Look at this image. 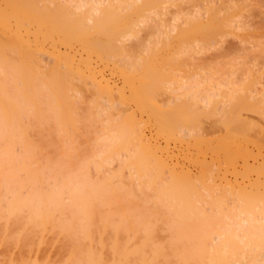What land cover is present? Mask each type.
I'll use <instances>...</instances> for the list:
<instances>
[{"label": "bare ground", "instance_id": "bare-ground-1", "mask_svg": "<svg viewBox=\"0 0 264 264\" xmlns=\"http://www.w3.org/2000/svg\"><path fill=\"white\" fill-rule=\"evenodd\" d=\"M12 1L13 0H11V2ZM19 1L21 2V0H14L12 3L13 15H17V12L20 11L18 10L20 7L25 10L28 9V12L23 9L27 13V19L29 20H27L26 24L30 22L33 26V24H35L34 22H36L38 26H40L41 36L43 37L41 40L43 43L49 40L54 46H56L58 42L60 43H58L59 46L61 44L70 45L68 48H74L73 42L77 45L79 43L82 45L79 46L82 51L85 50L89 52L87 56L85 54L88 52L84 54V58H90L89 55L91 52H93V54L94 52L96 54L98 53L101 58L106 57L105 61L109 59H107V57H110V55V58L112 59L114 57L115 60L117 58L116 56H118V62L116 61L117 63L115 64H119L120 69L122 66H125L123 67L125 69L122 68L123 70H121V73L122 71L127 72L125 73L127 75H125L124 72L122 73L127 79L134 75V72L137 73L138 68H143L144 75H142V69V73L140 72L141 76H139L140 73L139 75L137 73L138 77L141 79L143 76L144 80L140 79L138 81V83L143 81V87L140 85L141 82L137 85L138 87L133 84L135 86L133 87L134 91L133 89L131 90L133 92L138 91L136 94H132L133 97L135 95V99L129 96L137 101L136 105L138 103V106L141 108L139 112L143 111L149 113L146 114V116L152 117V120L150 117L149 119L154 121V125H158L156 129L158 130L159 128V135H166L168 140L166 137L164 138L168 142L169 139L170 141H175L176 139L178 142H184L186 139L182 137L190 136L191 132L195 130L196 127L200 128V125L203 127L202 119H210L208 115L213 114H215L212 116L214 118L212 119L211 117V119H215V121H213L215 124L217 121V117L215 118V116L217 115H220L218 119H220L221 122H225L224 125L232 123L231 127H229L231 128L230 131L234 133L232 134L229 131L232 137L233 135L240 136L241 132L244 137L248 138V136L245 135L252 136L257 130L259 133L256 138L259 139L260 133H263V131H261L263 126L261 127L262 129L260 125L258 126L260 130L259 128L256 129V126L253 128L255 123L249 120L253 123V125H251L252 123L250 124L249 121L247 123V120H243L245 118L242 117L245 115L243 112L248 109V111L251 110L254 113L256 112L261 118H264V93H258L257 89H253L252 92L250 90V94H247L248 92L246 93L248 96H243V94H245L243 89L242 94L241 90L238 92V89L227 88V83L231 84L232 81L223 83L219 80L218 83L220 88L218 89L220 92H216L214 89L219 85L216 83L215 88V75L211 70L204 71V74L197 73V71L185 72V74L183 73L179 78H174L176 77L173 72L174 70L168 68L167 71V69H165L167 65L163 67V61L160 63L162 64L161 66L158 63L160 69L159 66L157 67L155 61H160H158V57L156 56L152 55L151 59V55L146 54L145 57L144 54L143 59L141 55L140 59L143 63L139 61L140 59L138 57V65L133 63L135 58L133 59L131 55L133 60L129 58L127 55L128 52H126L127 50L124 46L125 42L136 38L139 31L136 29L142 24H149L150 17L138 16V18L134 16L136 17L134 18L131 15V19L129 18L130 16L123 19L122 17L125 13L120 16L122 13L120 10L132 7L133 4L142 1L143 3H138L137 11L142 10L143 12V7H145L146 12L151 9L149 10L150 13L155 12L159 14V10L162 8L159 9L158 4L162 5L163 2L160 1V3L158 0H136L137 2L135 0L131 2L130 0H43L44 2L41 0H26L25 5H28L27 8H25L26 6H22L23 3L20 5L18 4ZM22 2H24V0ZM40 3H42V5ZM142 4L148 5L149 8L147 7L148 9H146L144 5L142 7ZM139 5H141L140 9ZM103 6H106L105 9ZM23 10L20 12H23ZM216 11L218 10L213 11V13H211V11L207 12L208 17L206 16L207 18H205V20H208L210 17L207 22H203L201 18L206 12L203 14L200 12L202 14L201 16L199 15L200 13H196V16L193 14V17L186 15V19H183V17L181 18L182 15L180 14V16L176 15L177 17H174L175 19H173V24L171 23V28L169 30L171 33L173 32V34L177 32L184 37L225 33L224 31L227 29L224 28L225 26L228 28L227 22H229V18H231L232 21L233 14L230 15V13H232L230 12L224 13V15L221 14L222 12L220 10V12H218V17ZM220 15L223 16H221L223 20H220ZM224 17L228 19H224ZM234 18L236 17L234 16ZM122 19L123 22L121 23ZM235 22H231L229 26L232 27ZM14 23H16V21ZM182 23L187 24V27H180L179 24ZM18 24L20 29L26 25L23 23V26L21 22H18ZM161 25H159V27ZM18 27L16 29L20 32ZM96 27H98L97 30L95 29ZM162 27H165V25H162ZM28 28L24 27L23 29ZM34 28L37 29L36 27H33V30L29 28L30 34L34 31ZM165 29L167 30V28ZM159 32H162V30H159ZM17 33V37L15 34V36L12 35L11 32L8 34V37L12 35L14 38H17L19 42L17 40L15 42V39L10 36V40H13L12 42L16 45L11 43L6 36L5 38L8 40L4 41L2 38L0 40V245L6 244L14 248L20 247V250L25 248L26 254L23 255L21 251L19 253L21 256L17 259L15 254H13L14 258L10 256L11 258L7 260L6 264L55 263V259L51 260V257H48L49 255L47 256L44 254L45 256L42 258L37 252L35 254L33 253L35 249H41L44 243L47 244L46 242L49 238L53 240V242L55 241L54 244L57 241H62L64 243V246H62L63 248L65 247V252L62 253L61 250H59V254H62L61 257L59 256V260L56 258V264H189L191 260L195 261L197 259L206 260V264H264V203H260L264 200V190H262V192L258 188L260 183H255L257 185L256 187L250 184V181L248 183L250 185L248 187H251L249 190L245 185V187H241L239 190L237 188L240 186V182H238L237 185L239 186L235 191L233 187L235 183L230 186L229 180H225L226 182L224 183L226 187L224 184H222L223 186L220 184L221 181H218L219 186L216 185L215 188L216 182H213L214 179L211 181L213 184L209 182L212 174L209 175L210 180L207 179V182H205L206 177L204 176L207 175V172L204 174L205 170L202 172L203 175L196 176L191 173L192 170H189V168L186 170L181 165L182 168L174 169V163L176 162L172 161V164H174L173 167L172 165H168L169 162L161 156V152H163L161 147H159V149H161L159 150L161 151L159 154L156 148L159 145L153 147L156 143L153 144V142L152 145L150 142L151 139L148 142L144 137L143 130L145 128H141V126L143 127L142 124L146 120L144 122L143 120L139 121L143 122L139 123L134 114L132 115L133 112L131 113L133 117L131 116L130 118V115L127 114L128 117H125V121H123L122 118V121L120 120L121 122L116 121L118 119L113 122L108 116L107 118L110 119V123L107 119L109 125L105 123V127L103 126L104 129L102 131L100 130L104 135H101V133L99 140L96 139V141H100L96 144L99 148L97 150H95L97 147L91 149L93 146H96L92 143L95 141H93V139L97 136L96 133L93 132L95 129H92V127L99 121H103L101 118L105 116L103 113L106 111V108L105 106L102 108V103L97 101V104L94 103L97 107L96 105H91L93 107L90 106L92 109L89 111V108L87 116L79 119L82 116H78L79 109L77 110V107L80 108V101L77 103V100L80 99L79 97L82 94L79 95L81 91L78 92L81 88L77 90L78 94L75 88H78L76 81L81 82L83 80V85H79V87H89L87 84V86L84 85L86 81L89 80L90 82L89 78L95 80L97 78L96 75L101 73L102 71L100 72V70L102 69L98 68L97 70L99 73H95L96 66L91 65V62L95 60L93 57L89 60L88 58H82V55L80 56L78 54L80 58L78 57V60L76 57L78 62L75 63L74 59L76 55L71 52V48L69 50L72 55H74V58L72 55H69L71 59H68L69 56L67 58L65 57L68 55H66L65 52L60 53V51H58L59 53L57 52L55 55V49H52L54 52L50 50L52 53L49 58L52 59V55L53 57L56 56L54 60L55 62L57 61V63H51L53 64L51 68L44 69L46 68V63H48V61L45 63L48 57L45 56V61L42 59L44 58V54L50 51L44 50L42 41L38 42L40 33H36V38L34 37L36 35L32 33L35 38L32 37V39L36 40H33L34 43L37 42L40 45L33 44L30 38L24 39V36L21 38V32L19 34ZM168 33L166 34L164 32V34L167 35L166 37H169L168 41L166 38L167 42H165L164 39L163 41L160 39L161 42L167 43L170 46L171 42L174 43L173 41L170 42L171 39L175 40L177 38V40L181 41V36L178 38L179 34H176L175 37H177L175 38L173 34H171V37L170 35L168 36ZM95 34H101V36H105L106 39L101 40L99 37H96ZM27 35L29 36V34ZM207 35L201 38V43L203 40V43L206 41L209 42L210 39L208 38H213L207 37ZM114 37L118 41L115 48L113 44L109 43L110 39ZM213 39L210 41L214 42ZM214 40H216V38ZM154 43L152 42L151 44L155 45L158 42L156 41V43ZM163 43L159 44V46L162 45L160 47H163L161 49L163 50L166 47L168 49L169 46L167 44L163 45ZM181 43L184 42L181 41ZM52 44L50 45L51 47L53 46ZM159 46L157 44L155 48ZM177 46H175V48ZM181 46L182 45L178 46L180 47L179 51H177L178 47L176 49L173 47L177 52H173L174 54L172 56L181 52ZM111 47H113L112 50ZM54 48L58 50L57 46ZM151 48V45H145V51ZM155 48L153 46L151 50H159ZM161 49L158 52H160ZM36 50L40 51V53H36ZM43 51L46 52L42 55L43 58H41L40 56ZM72 51L74 52L75 50ZM184 51L185 50L182 49V52ZM70 52L67 53L70 54ZM78 52L77 50V53ZM60 54H65V59L58 57V59L60 60L61 58V60H56L57 56H61ZM45 55H47V53ZM123 55L125 57H123ZM126 55L128 56L127 58ZM180 55L181 57L184 56L183 53ZM153 57L154 59L156 58L155 61ZM82 59L86 62L84 63L82 61L81 64H83V66L85 65L84 69H86L85 67H87V69H82L81 71H87L89 69V72L92 71L91 73L94 72L96 75L94 73L92 75L87 71L89 73V78L87 77V79L82 76V73L88 76V73L81 72L80 69L82 67L77 65ZM91 59L93 60L91 61ZM119 59L121 63H119ZM159 59L162 60V58ZM143 60H145V62ZM42 61L45 65L42 64ZM61 61L65 62L64 65L66 68L63 67V62ZM135 62H137V60ZM148 62H152L153 65L155 64L154 67L153 65L151 66V63L148 64ZM168 62H171L172 66L173 63L175 64L174 61L168 60ZM145 63L148 64V66ZM140 64H144L145 66H140ZM135 65L139 67L137 68ZM177 65L174 66L177 67ZM131 69H134V72H132ZM169 69H171L174 74L170 72ZM128 71L131 72L129 73ZM79 74L85 79L81 78L82 80H79L77 78L80 76ZM73 75L75 77H73ZM101 75H103V73H101ZM171 75H174V77ZM104 77L105 75L95 80L99 85L97 82L93 84L99 87L102 83L103 85L100 86L101 88L105 85V89L108 88V91L111 89L109 92L114 91L112 87L114 82L111 86L109 83L110 81H107L108 79L106 77L104 79ZM130 79H132V77ZM124 81L123 84H127L128 81ZM251 84L252 83H250V85ZM221 85H225L226 88H222L225 86ZM121 86L122 85H120V87ZM91 88L93 90L95 88V90L98 91L97 86ZM128 88L130 89V87ZM118 89L120 90L122 87H118ZM118 89L116 87L115 90ZM249 89L247 90L249 91ZM122 90H124V86ZM104 92L107 93L106 90H104ZM109 92L106 95L110 102H112L114 95L118 93L120 96L121 94L119 92H114L115 94L112 95L111 100ZM93 93L95 92L93 91L90 94ZM101 93L102 92H100V94ZM122 93L126 94L123 91ZM111 94H113V92ZM160 94L162 96L165 95L169 99L164 102L167 104L170 103L169 106L173 107H171L172 110L166 109L168 105L164 102H161L162 104H159V101L157 102V99L159 100L161 97ZM123 96L124 95H122V98L119 97L121 101L124 99ZM157 96L160 97L157 98ZM217 96L220 98H217L218 101L216 99ZM155 99L156 103L161 105V109L155 103ZM180 100H184L185 104H182L184 102ZM123 101L127 102L128 98ZM175 101L178 102V105H171V103H177ZM99 103L102 109H99ZM218 103L220 104L218 105ZM138 106L137 108L139 109ZM216 106L217 108H215ZM182 107L185 110H183ZM162 108H165L167 112ZM103 109L104 112L101 114L100 112L103 111ZM176 110L180 111L175 112ZM109 111L110 113L112 112L111 110ZM168 111L170 112L168 113ZM182 115H184V118ZM180 116L182 119L179 118ZM139 117L140 118H137L141 119V116ZM176 117L180 119L179 122H183L182 126L177 124L179 122ZM81 120L83 123H81ZM83 120H85V122ZM199 120L201 122H199ZM176 121L177 123H175ZM191 122H193V124ZM195 122L196 125L194 129H189L191 126L187 123L194 125ZM80 123L87 127L84 132L89 130L90 133L87 131L88 135L91 133L92 135L93 133L96 135L94 137L90 135V137H93V139L91 137L93 141L91 144L93 146H88L90 143H86L88 140L85 142L88 144L85 145V147L83 146L84 143L82 145L78 143L81 140L78 141L79 138L77 137L80 136L77 133H83L80 130L81 128L79 129L80 126H78ZM197 123L199 125H197ZM110 124H112L113 129H111ZM146 124L144 127H146ZM184 124L190 127H187L185 130ZM219 125H221V123L218 124L217 127ZM179 126L182 127L181 130H179ZM107 128L112 131H108ZM252 128L255 131H253ZM78 129L80 131H78ZM250 129L252 130L250 131L251 134L250 132H247L248 134L245 133V131ZM114 131L116 132L114 133ZM110 132H113V135ZM194 133L193 131V134ZM34 134L39 136L37 140L34 138ZM236 136L235 138L239 137ZM243 136H240V138ZM262 136L264 135L261 134V139ZM83 138L85 139L86 136ZM180 138L182 140H179ZM243 138L241 139L243 140ZM122 151H126L127 154H125V156H128H124L127 159L125 160V158H123L125 161L122 159L123 156L121 157L122 154L124 155V152L122 154L120 153ZM117 154L119 155L117 158L120 157L119 159L123 161V168L122 163L121 168L120 165H117L118 162L120 164V161L117 159L118 162H116L117 160L115 159ZM115 165L119 168L117 171H114V169H116ZM126 167L130 170L132 169L134 173L132 171V173H130L135 174L136 178H134L135 181L137 179L136 182L133 181L134 178L130 180L132 182H127L128 177L126 179L124 176L123 178L125 180L122 178L125 173L123 169ZM208 168L211 169L209 166ZM120 169V172L124 171L123 175L119 172ZM165 173L169 174L165 175ZM210 173H213V171H210ZM261 173H264V171H261ZM261 175H263L264 178V174ZM127 176H129L128 172ZM262 181V183H264V180ZM220 185L221 188H219ZM263 185L259 187L263 188ZM253 186L255 190L251 192L253 191ZM228 187L231 191L228 190ZM245 189L247 191H245ZM233 191L238 194H234ZM258 191L261 192L263 196L258 193ZM53 242L52 245L50 243L51 246L54 245ZM6 248L10 251V248ZM19 254L16 253L18 256ZM36 254H38L39 257ZM1 261L3 260L1 259ZM52 261L55 262L52 263ZM0 264L3 263L1 262Z\"/></svg>", "mask_w": 264, "mask_h": 264}, {"label": "rangeland", "instance_id": "rangeland-1", "mask_svg": "<svg viewBox=\"0 0 264 264\" xmlns=\"http://www.w3.org/2000/svg\"><path fill=\"white\" fill-rule=\"evenodd\" d=\"M14 1V0H13ZM13 1L11 2V0H10V2H9V0H0V40H1V38H2V40H8L7 38H9V40H10V36H12V35H16V33H17V31H18V33L17 34H19L20 32V35H21V38H22V36H24L25 38L24 39H27V38H30V40L33 42V44H39V43H37V42H35L34 43V41H36V40H34L36 37H37V34H39V36H38V42L39 41H42L41 39L43 38L42 36H41V28H40V26H38V24L36 23V22H34L35 24H33V26L31 25V23L29 22V24H26L27 23V13L25 12L26 10H27V12H28V9H22V7H20V9H18V10H23V12H20V11H18L17 12V15H13V10H12V3H13ZM18 1V0H17ZM23 0H21V2L19 1V5L20 4H22V6H26L25 8H27V5L28 4H26L25 5V1L26 0H24V2H22ZM40 1V0H39ZM42 2H44L43 0H41ZM46 1V0H45ZM50 1V0H49ZM49 1H47V2H49ZM129 1V0H128ZM132 0H130V2H131ZM136 1V0H135ZM163 2L162 3V5H159L158 4V8L160 9V8H162V9H158L159 11H160V13L158 14V13H155V12H152V13H150V11L149 10H151V9H149V10H147V12L145 11V7H143V5L144 6H146V9H148L149 7H148V5H145V4H142V7L144 8V10H143V12H142V10H139V11H137V9H138V3H143L142 1L141 2H138V3H135V4H133V6L132 7H127V8H125V9H122V10H120L122 13L120 14V16H122V14L123 13H125L124 15H123V19L124 18H126V17H129L130 19H131V15H132V17H134V16H136V17H142V16H148V17H150V21H149V24H146V25H140L139 26V28L138 29H136L137 31H138V33H137V37L136 38H134L133 40H131V41H126L125 42V44H124V46H125V49L127 50H124V51H126V52H128V56H129V58L130 59H134L135 58V61L137 60V62H133L134 64L136 63H138L139 61L140 62H142L141 61V55H142V58L145 56L146 57V54H149V55H151V59H152V55L153 56H156V57H158V61H160V62H157V61H155L156 60V58L154 59V57H153V59H154V61H155V64L157 65V67L159 66L158 65V63L160 64L161 63V61H163L162 62V64H163V67H164V65H167V68H165V69H167V71H168V68H171L172 70H174L173 72L175 73H173L172 71H171V69H169L170 70V72H172L176 77H174V75H171V76H173L174 78H179V76L180 75H182L183 73L185 74V72L187 73V72H194V71H197V73H201V74H204L205 72L204 71H207V70H211L213 73H214V75H215V79H214V82H215V88H216V83L219 85V80L221 81V82H229V81H232V83L231 84H229V83H227V88L228 87H230V88H234V89H238V92H239V90H241V93L243 94V92H242V89H243V91H244V93L245 94H243V96L244 95H246V96H248L247 94H250V90H251V92H252V90L254 89V90H256L257 89V92L258 93H261V94H263L264 93V0H158V2ZM165 1V2H164ZM30 2V1H29ZM47 2H45V3H47ZM114 2V1H113ZM137 2V1H136ZM160 2V3H161ZM168 2V3H167ZM15 4V3H14ZM17 4V3H16ZM41 5H42V3H40ZM50 4V3H49ZM164 4V5H163ZM52 5V4H51ZM164 6V7H163ZM104 7V9H105V7L106 6H103ZM148 7V8H147ZM9 8V9H8ZM28 8H29V6H28ZM135 8V9H134ZM141 8V5H139V9ZM150 8H151V6H150ZM212 8H213V10H212ZM154 9V8H153ZM152 9V10H153ZM215 10H218V11H216L217 12V16L219 17V13L218 12H220V10H221V14H226V13H230V12H232V13H230V15L231 14H233L236 18H234V16L232 15V17H233V19H232V21H231V18H229V22L231 21L232 23L233 22H235L234 23V25H232V27L231 26H229V24L231 23H229V22H227L228 23V28H226V26H225V28L224 29H227L226 31H224L225 33H219V34H215V35H207V34H205V35H207V37H213L214 39L216 38V40H214L213 38V41L214 42H211L212 41V39L211 38H208V39H210L209 40V42L208 41H206L205 43H203L204 42V38L202 39L203 41H202V43H201V38L202 37H204L205 35H202V36H196V35H192V36H189V37H184V36H181L179 33H177V32H175V34H173V32L171 33V31L169 30L171 27H170V25H171V23H172V21H173V19H175L174 17L176 16V15H182L181 16V18L183 17V19H186L187 18V16L189 15V16H192L193 14L195 15L196 13H204V12H206L205 13V15L203 14V17H201L202 18V21L203 22H207L209 19H210V17L208 18V20L206 19L205 20V18H207L208 17V11L210 12L211 11V13H213V11H215ZM149 11V12H148ZM101 12H103V11H101ZM120 13V12H119ZM150 13V14H149ZM199 14L200 16L202 15V14ZM103 14H105V13H103ZM216 14V13H215ZM224 14V15H225ZM7 15V16H6ZM179 15V16H180ZM187 15V16H186ZM198 15V14H197ZM198 15V16H199ZM209 15H210V13H209ZM230 15H229V17H230ZM186 16V17H185ZM196 16V15H195ZM205 16V17H204ZM207 16V17H206ZM211 16V15H210ZM221 16L222 15H220V20H223V18L221 19ZM9 17V18H8ZM17 17V18H16ZM136 17H134V18H136ZM138 17V18H139ZM177 17V16H176ZM193 17V16H192ZM223 17V16H222ZM228 17V16H227ZM227 17H224V19H226ZM238 17V18H237ZM240 17V18H239ZM3 18H5V19H3ZM20 18V19H19ZM134 18H132V19H134ZM180 18V19H181ZM188 18H191V17H188ZM203 18H204V20H203ZM119 19H121V18H119ZM123 19L121 20V23L123 22ZM182 19V20H183ZM228 19V18H227ZM241 19V20H240ZM5 20V21H4ZM135 20V19H134ZM181 20V21H182ZM239 20H240V22H239ZM10 23H9V22ZM16 21V23H14ZM26 21V22H25ZM29 21V20H28ZM185 21V20H184ZM18 22H21L22 23V25H23V23H25L26 25L24 26V27H26V28H30L31 30H33V27H36L37 29H38V31H37V29H35L34 28V31L32 32L33 33V35H36V36H34L33 37V35H32V33L30 34V32H29V28L28 29H23V28H21L20 29V27H18L19 26V24H18ZM183 22V21H182ZM14 23V24H13ZM164 26L165 25V27H162V25ZM237 23V24H236ZM240 23V24H239ZM173 24V23H172ZM21 25V24H20ZM37 25V26H36ZM121 25V24H120ZM159 25H161L160 27H159ZM169 25V26H168ZM28 26V27H27ZM96 26V25H95ZM179 26L180 27H182V28H186L187 27V24H185V23H182V24H179ZM18 27V29H20V32H19V30H17L16 28ZM22 27V26H21ZM137 28V27H136ZM162 28H164V29H162ZM165 28H167V30L165 29ZM17 31H16V30ZM96 30L98 29V27H96L95 28ZM27 30V31H26ZM159 30L161 31L162 30V32H159ZM168 30H169V33H168ZM11 32V34L12 35H10L9 37H8V34H9V32ZM167 31V32H166ZM24 32H25V34H24ZM158 32H159V34H158ZM164 32L167 34L168 33V36L170 35V37L172 36L171 34H173L174 35V37H175V35L176 34H179L178 35V38H179V36H181V41H183L184 43H181V41L180 40H177V36L174 38L175 40H170V42L171 41H173L174 43H170L171 45L169 46V44H167V43H163V42H161V41H163V39H164V41L165 42H167L168 41V38L169 37H166L167 35L166 34H164ZM35 33V34H34ZM37 33V34H36ZM161 33V34H160ZM162 33H163V35H162ZM27 34H29V36L27 35ZM14 35V36H15ZM103 35V34H102ZM5 36L7 37V38H5ZM14 36H12V38L13 39H15L14 41L16 42V40H17V36L18 35H16V37L14 38ZM95 36L96 37H99L101 40H105L106 39V37L105 36H101V34L100 35H97V34H95ZM32 37L34 38V39H32ZM166 38H167V41H166ZM158 39H159V41H160V39H162L160 42L158 41ZM197 39H199V40H197ZM34 40V41H33ZM151 40V41H150ZM154 40V41H153ZM207 40V39H206ZM11 41V43H14V42H12L13 40H10ZM18 41V40H17ZM156 41L158 42L157 44H158V46H159V44H162L163 43V45H168L169 46V48L167 49V47L165 48V46H164V48L165 49H161V48H163V47H160V46H162V45H160L159 47H160V49H161V51L160 52H158L160 49H159V47H157L159 50H157V51H154V50H151V49H153V46H154V48L157 46V44H155L156 43ZM198 41V42H197ZM19 42V41H18ZM154 43L155 45H153V44H151V43ZM42 43H43V41H42ZM41 43V44H42ZM59 43V42H58ZM57 43V48H58V50L56 49V48H54V47H56V46H54L53 44H52V42L50 43L49 42V40H47V41H45L43 44H44V46H43V44H42V46H43V48H44V50L46 49L47 51H52V52H54V50H52V49H55V55L57 54V52L58 51H60V53H62V52H65V54L67 55V56H65V54L64 55H61V56H57V58H56V60H59L58 59V57H62L63 59H65V57L67 58L69 55L71 56L72 55V53H75V63L76 62H78L76 59L79 57V55L82 57V58H84L83 56H87L88 54H89V52L87 53L85 50H84V48H83V50L84 51H82L81 50V48L79 47L81 44H79L78 42V45L75 43V42H73L74 44H73V47L74 48H68L69 46L68 45H65V44H61L60 46H59V44ZM109 43L110 44H113L114 45V48L117 46V44H118V41L116 40V38L114 37V38H112V39H110V41H109ZM196 43V44H195ZM201 43V44H200ZM17 44H19V43H17ZM53 45L52 47L50 46V45ZM142 44H143V46H142ZM149 44V46L151 45V49L150 50H148V51H145V45H148ZM182 45L181 46V48L182 49H184L185 51L184 52H182V49H180L181 50V52H179L178 54H175V56H172L174 53L173 52H177V51H179V48L180 47H178V46H180V45ZM206 44V45H205ZM14 45H16L15 43H14ZM40 45V44H39ZM112 45V46H113ZM178 45V46H177ZM184 45V46H183ZM203 45V46H202ZM66 46V47H65ZM72 46V45H71ZM82 46V45H81ZM175 46H177L178 47V49H177V51H175L174 50V48H175ZM174 47V48H173ZM176 47V48H177ZM184 47V48H183ZM43 48H41V49H43ZM59 48H60V50H59ZM67 48V49H66ZM112 48L113 47H111V50H112ZM157 48H155V49H157ZM175 48V49H176ZM41 49H39V50H41ZM65 49V50H64ZM71 50V52H70V50ZM79 51L78 53H77V50ZM57 50V51H56ZM66 50H68V51H66ZM72 50H75L74 52L72 51ZM46 52V51H43V53L41 54V56L39 55V54H37V55H39L41 58H43L42 57V55L46 52L47 53V55H45L44 54V58L42 59L43 61H45L46 59V61H45V63L48 61V63H46L47 65L45 66L46 68H44V69H49V68H51L52 67V65L53 64H51V63H57V61L55 62V57H53V55L51 56V58L52 59H50L49 57H50V55H51V53L52 52ZM81 51V52H80ZM107 51H109V52H111L110 50H107ZM163 51V52H162ZM169 51V52H168ZM67 52H70V54L69 53H67ZM108 52V53H109ZM36 53H40V51H37L36 50ZM59 53V52H58ZM82 53V54H81ZM85 53H87V54H85ZM91 53H92V56H91ZM90 53V58L91 57H93V59H95L94 61H92L93 59H91V65L93 66V65H95L96 67V70H95V73H97L98 72V68L99 69H102V70H100V72L101 73H103V75H105V77L108 79L107 81H110L109 83H110V85L112 86V83L115 85V84H117V85H113L112 87H113V90L114 91H111V92H109L108 91V88H106L105 89V85L104 86H102L103 88H104V90H106L107 91V93L109 92V94L111 95V97H110V99L112 98V95H114L115 93L114 92H119V93H121L120 94V96H119V94L117 93L116 95H114L113 96V100H112V102H110L109 101V99H108V97H107V93H105L104 92V90H103V88H101L100 86L101 85H103L102 83L100 84V86L98 87V85H99V83L97 82V81H95V80H97L98 78L100 79L101 78V76H103V75H101V73H97L98 75H96L94 72V74L96 75V79L95 80H93V78L91 79V78H89V73L90 74H92L93 75V73H91V72H89V69L87 70V71H81L82 69H84V66H83V64H81L82 63V61H83V59L82 60H80V63L79 64H77L78 66H80V67H82L81 69H80V71L81 72H85V73H88V76L86 75H84L83 73H82V76H84V77H88L89 79H90V82H92V80H93V82L92 83H90L89 82V80L88 81H86V83L84 84V85H89V87H81L82 85H83V81H76V80H74V81H76L77 82V87L78 88H75V91H76V93H77V90L79 89V88H81L80 90H78V92L79 91H81L80 93H79V95H81L79 98L80 99H78L77 100V103L79 102V106H80V108L79 107H77V110L79 109V112H78V116L79 115H81L82 117H80L79 119H81V118H84L85 116H87V114H88V110H89V108H90V106L91 105H96L97 103V101L98 102H100V103H102V108H104V106H105V110L107 111H105L104 112V109H103V111H101L100 113L102 114V112H104L103 113V115H105V116H103V117H105V118H101V119H103V121L101 120V121H99L98 123H96L97 124V127H96V124H94L93 125V127H92V129H95V130H93V132L94 133H96V135H94V133H93V135H92V133L90 134V135H92L93 137L94 136H96V138H94L93 139V137H92V139H93V141L94 142H97V143H94L92 140H91V137H90V135H88L87 133L89 132L90 133V131L89 130H87L86 132H84L86 129H87V127L86 126H83V125H81V123H83L82 122V120H81V123H80V125L78 124V126H80L79 127V129L83 132V133H77L80 137H77V138H79V140L78 141H80V142H78V143H81V145L84 143V147H85V145H88V144H86V143H88V142H90L89 143V145L88 146H91L92 144H98L99 142H98V140H99V138H100V134L102 133L101 131L104 129L103 128V126L105 125V123L106 124H108V120H109V123H110V119L114 122V120H116V119H118V120H116V121H122V118H123V121H125L124 119H125V117H128V115H130V118H131V116L134 114V116H135V118L138 120V122L139 121H142L143 120V122L146 120L147 121V124H146V121L143 123V122H139V123H143L142 125H143V127L141 126V128H145L144 130H143V132L145 133H143V135H145L144 137L146 138V140H148V142L150 141V139H151V144L153 143V144H155V145H153V147H155V146H158V147H156L157 149H158V152H159V154H160V152L161 151H159V150H163V152H161L162 154H161V156L163 157V158H165V160L167 161V162H169L168 163V165H172V167H173V165L175 166L174 167V169H179V168H184V169H186L187 170V168H189V170H192L191 171V173L194 175H201L202 174V172H203V170H205V173L204 174H206V172H207V175H205L204 177H206L205 179H203V178H201L202 180H205V182H207V179H209L210 180V178H211V180L209 181V182H211L213 179H214V181L213 182H216V184H215V188H216V185H218L219 183H218V181L220 182V184L222 185V184H224L225 185V183L224 182H226V181H228L229 180V182H230V186L232 185V184H234V190L239 186V185H237L238 184V182H240L239 184H240V186L237 188V189H241V187H247L248 188V190H249V188H251V187H248V186H250L248 183L251 181V183L250 184H253L254 186H256L257 187V185L256 184H261V185H263L264 183H262L263 181L262 180H264V178H263V175H261V174H264V173H261V171H264V139H263V137L264 136H262V139H261V134L262 135H264V118L262 117L261 118V116H259L258 114H256V112L254 113L253 111H248V109L247 110H243L244 112H243V114H245L244 116H242L243 118H245V119H243V120H247V123H248V121L249 120H251V121H253L254 123H255V125H253V123L252 122H250V124L251 125H253V128L255 127L256 129L257 128H259L258 126L260 125V128L263 126V129L261 130V131H263V133H260V135H259V139H257L256 137H258V131L256 130V132H257V134H256V132L254 133V132H252V133H254L252 136H249V135H245V136H248V138H246V137H244L243 136V134H241V132H240V136H243V137H241V138H243V140L240 138V136L238 137V136H236V137H238V138H235V136L233 135V137H232V134H234V133H232L231 131H230V129L231 128H229V127H231V125H232V123H230V124H226V125H224V121H220V119H218V116H220V115H217V116H215V118H216V120L218 121H216V124L213 122V121H215V119L214 120H212L214 117H212L213 115H215V114H213V115H208V117L210 118V119H202V121H203V127L200 125V128L198 129L197 127V129L195 128V130H193L195 133V135L193 134V131L191 132V135L190 136H184V137H182L183 139H186L184 142H181V141H176V139H175V141L173 140V141H170V139H169V142L167 141L168 140V137L166 136V135H164V136H161V135H159L160 133H158V131H159V128H158V130L156 129V126L158 127V125L157 124H153L154 123V121H151L152 119V117H150V116H146V114H149V113H145V112H139V110H141V108L138 106V103H137V105H136V100H134L135 98V95H134V97L132 96V94H136V92L138 91H135V92H133L134 91V89H133V87H135V86H137L140 82H141V84L140 85H142V87H143V84H142V82L143 81H140L139 83H138V81L141 79L140 77H138V75H139V73L141 72V69H142V72H143V74L142 75H144V69L143 68H138L137 67V65L139 64H137V65H135L137 68H138V70H137V73H138V75H137V73L136 72H134V69L132 70L131 69V71L132 72H134L133 74L134 75H132V73H131V75L132 76H130V75H128V76H130L128 79L122 74L123 72H124V74L125 73H127V72H125V71H122V73H121V70H123V69H125V68H123V67H125V66H122V68L120 69L119 68V64H117L118 65V67H117V65L115 64V63H117L118 62V56H116L117 58H116V60L114 59V57L112 58L113 60H115L114 62H112L113 60L110 58L111 57V55H110V57H107V61H105V58L106 57H104V58H101L99 55H98V53L96 54L95 52H94V54H96L97 56H98V58H97V56L96 55H94L93 54V52H91ZM181 53H183L184 54V56H182L181 57ZM79 54V55H78ZM85 54V55H84ZM145 54V55H144ZM171 54V55H170ZM126 55V58L128 57ZM132 56V58H131V56ZM144 55V56H143ZM48 57V58H46V57ZM65 56V57H64ZM68 57V59H71V57ZM74 55H72V57H73ZM96 56V57H95ZM177 56V57H176ZM179 56V57H178ZM77 57V58H76ZM123 57H125L124 55H123ZM138 57H139V59H138ZM149 57V56H148ZM148 57H147V59H148ZM181 57V58H180ZM46 58V59H45ZM74 58V57H73ZM72 58V59H73ZM80 58V57H79ZM79 58H78V60H79ZM88 58V57H87ZM87 58H84V59H87ZM90 58H88L89 60H90ZM97 58V59H96ZM159 58H162V60H160ZM184 58V59H183ZM49 59V60H48ZM104 61H103V60ZM132 59V60H133ZM144 59V58H143ZM54 62H53V61ZM60 60H61V58H60ZM59 60V61H60ZM88 60V61H89ZM112 60V61H111ZM139 60V61H138ZM149 60V59H148ZM166 60V61H165ZM168 60H170V61H174L175 62V64L173 63V66H172V63L171 62H168ZM42 61V64H44V62ZM50 61V62H49ZM58 61V62H59ZM110 61V62H109ZM117 61V62H116ZM144 62H145V60H143ZM61 62H63V61H61ZM84 62V61H83ZM86 62V61H85ZM84 62V63H85ZM98 62H100V63H98ZM112 62V63H111ZM168 62V63H167ZM177 62V63H176ZM64 63L65 62H63L62 64H63V67L64 68H66L65 67V65H64ZM96 63H97V65H96ZM119 63H121L120 62V59H119ZM143 63V62H142ZM151 63V66L153 65L152 64V62H150ZM149 62H148V64H150ZM180 63V64H179ZM54 64V65H55ZM123 64V63H122ZM146 64V63H145ZM148 64H146L147 66H148ZM154 64V65H155ZM162 64H160V66L162 65ZM179 66H178V65ZM181 64H183V65H181ZM45 65V64H44ZM123 65H125V64H123ZM144 65V64H143ZM143 65H141L140 64V66H143ZM154 65H153V67H154ZM174 65H177V67L176 66H174ZM181 65V66H180ZM92 66H91V69H92ZM109 66V67H108ZM120 66H121V64H120ZM134 66V67H135ZM145 66V65H144ZM146 66V67H147ZM160 66H159V69H160ZM115 67V68H114ZM135 67V68H136ZM156 67V66H155ZM156 67V68H157ZM86 69H87V67H85ZM94 68V67H93ZM94 68V69H95ZM133 68V67H132ZM136 68V69H137ZM145 68V67H144ZM162 68V67H161ZM179 68V69H178ZM86 69H84V70H86ZM116 69V70H115ZM135 69V70H136ZM140 69V70H139ZM146 69V68H145ZM162 69H164V68H162ZM175 69H176V71H175ZM190 69H192V70H190ZM158 70V69H157ZM130 71V72H131ZM139 71V72H138ZM166 71V70H165ZM129 72V71H128ZM129 72V73H130ZM141 72V73H142ZM170 72H167V73H170ZM141 73H140V75L139 76H141ZM164 73H166V72H164ZM80 75V74H79ZM94 75V76H95ZM123 75V76H122ZM125 75H127V74H125ZM163 75H165V74H163ZM167 75H169V74H167ZM81 76V75H80ZM77 77L79 80H82V79H85V78H82V76L81 77ZM100 76V77H99ZM73 77H75L74 75H73ZM93 77V76H92ZM105 77H104V79H105ZM132 77V79H130ZM76 78V79H77ZM82 78V79H81ZM87 78V79H88ZM103 78V77H102ZM134 78V79H133ZM145 78V77H144ZM77 79V80H78ZM124 79H125V81H124ZM130 79V80H129ZM72 80H73V78H72ZM135 80V81H134ZM141 80H144L143 79V76H142V79ZM146 80V79H145ZM123 81L124 82H127V84H128V86H127V84H123ZM95 82H97V84L98 85H94L93 83H95ZM90 83V84H89ZM250 83H252L253 84V86H252V84L250 85ZM75 84V83H74ZM135 86H134V85ZM214 84V83H213ZM79 85H81L80 87H79ZM86 85V86H87ZM97 86V89H98V91H96L95 90V88H94V90L91 88V87H93V86ZM120 85H122L121 87H122V89H123V86H124V90H122V89H118V87L119 88H121L120 87ZM110 86V87H111ZM214 86V85H213ZM221 86H225V85H221ZM116 87H117V89L118 90H115L116 89ZM126 87H127V89H126ZM128 87H130V89L128 88ZM138 87V86H137ZM249 87H250V89H249ZM100 88H101V90H100ZM218 88H220V85L219 86H217V88L216 89H214V91H216V92H218L219 91V89ZM222 88H226V86L225 87H222ZM126 89V90H125ZM131 90V89H133V91L131 90V91H129V90ZM140 89V88H139ZM247 89H249V91L247 90ZM95 92V93H93V94H90V93H92L93 91ZM136 90V89H135ZM122 91L123 92H125L126 94H124V93H122ZM100 92H104L103 94L101 93L100 94ZM113 92V94H111ZM131 92H133V93H131ZM220 92V91H219ZM248 92V93H247ZM247 93V94H246ZM78 94V93H77ZM164 94V93H163ZM109 95V96H110ZM122 95H124L123 96V98L124 99H122V101H121V99L120 98H122ZM126 95V96H125ZM132 96L134 99H132L130 96ZM77 96V95H76ZM86 96H87V98H86ZM161 96V97H160ZM160 96H157V98H159L160 97V99L158 100L157 99V102L159 101V104H162L164 101H167V97L165 96V95H161L160 94ZM238 96H239V94H238ZM77 97V98H78ZM117 97V98H116ZM120 97V98H119ZM126 97V98H125ZM107 98V99H106ZM115 98V99H114ZM128 98V101L127 102H124L123 100H125V99H127ZM217 98H219V96H217L216 97V99ZM220 99V98H219ZM107 100V101H106ZM163 100V101H162ZM169 100V99H168ZM131 101V102H130ZM180 101H182V100H180ZM179 101V102H180ZM217 101H218V99H217ZM108 102H110V103H108ZM114 102V103H113ZM123 102V103H122ZM162 102V103H161ZM169 102V101H168ZM175 102H177V101H175ZM182 102H184V100L182 101ZM94 103H96V104H94ZM99 103V106H100V108H99V106H98V108L99 109H102L101 108V104ZM106 103H107V106H106ZM114 104V106H113V104ZM155 103H156V99H155ZM165 103V102H164ZM181 103V102H180ZM110 104H112V105H110ZM158 106H159V108L161 109V105H159L158 103H156ZM165 104H167V103H165ZM170 104V103H169ZM169 104H167L168 105V107H170L169 106ZM182 104H185V102L184 103H182ZM220 103H218V105H219ZM110 105V106H109ZM166 105V106H167ZM171 105H178V102L177 103H171ZM93 106H91V107H93ZM137 106L139 107V109L137 108ZM182 106V105H181ZM184 106V105H183ZM96 107H97V105H96ZM111 107V108H110ZM165 107V106H164ZM166 108V109H168V110H172V108L170 107V108ZM179 107V106H178ZM177 107V108H178ZM185 107V106H184ZM98 108H94V109H98ZM107 108H109V109H107ZM136 108V109H135ZM186 108V107H185ZM215 108H217V106L215 107ZM91 109L92 108H90V110L89 111H91ZM163 110H165V112H167L166 111V109L165 108H162ZM176 109V108H175ZM180 109V108H179ZM182 109H183V107H182ZM181 109V110H182ZM109 110H111L112 112V114L110 113V111ZM183 110H185V109H183ZM177 111H180V110H176L175 112H177ZM199 111H200V109H199ZM199 111L197 110V112L199 113ZM95 112H96V110H95ZM109 112V113H108ZM133 112V113H132ZM170 111H168V113H169ZM184 112V111H183ZM201 112V111H200ZM80 113V114H79ZM97 113V112H96ZM119 113V114H118ZM130 113V114H129ZM131 113H132V115H131ZM135 113H136V115H135ZM145 113V114H144ZM174 113V112H173ZM241 113H242V111H241ZM100 114V115H101ZM116 115V116H114V115ZM118 114V115H117ZM122 114V115H121ZM124 114V115H123ZM128 114V115H127ZM140 114H142V115H140ZM175 114H179V113H175ZM200 114V113H199ZM202 114H203V111H202ZM201 114V115H202ZM99 115V116H100ZM120 115H121V117H120ZM179 115H181V114H179ZM201 115H200V117H201ZM204 115V114H203ZM110 117V119H108L107 117ZM117 116H118V118H117ZM124 116V117H123ZM139 116H141V119H138V118H140ZM171 116V115H170ZM184 115H182V117H183ZM185 116H186V114H185ZM198 116V115H197ZM206 116H207V114H206ZM101 117V116H100ZM99 117V118H100ZM133 117V116H132ZM138 117V118H137ZM149 117H150V119H149ZM175 117V116H174ZM211 117H212V119H211ZM247 117V118H246ZM144 118V119H143ZM149 119V122H148V119ZM177 118V117H176ZM180 119H182L181 118V116L179 117ZM184 118V117H183ZM196 118V117H195ZM203 118V117H202ZM205 118V117H204ZM105 119V120H104ZM108 119V120H107ZM175 119V118H174ZM178 119V118H177ZM180 119H178L177 121L179 122L180 121ZM197 119V118H196ZM200 119V118H199ZM223 119V118H222ZM106 120H107V122H106ZM212 120V121H211ZM84 122H85V120H83ZM115 121V122H116ZM120 121V122H121ZM152 122V124H151V122ZM177 121L175 122V123H177ZM182 121V120H181ZM195 121V120H194ZM220 121V122H219ZM197 122V121H196ZM196 122L194 123V125H192L193 124V122H191L190 124L189 123H187L188 125H190L191 126V128H189L188 127V125H186V124H184V128H185V130H186V128L188 127L189 129H194V127H195V125H196ZM199 122H201L200 120H199ZM198 122V123H199ZM211 122H212V124H211ZM118 123V122H117ZM149 123V124H148ZM197 123V125H199ZM220 124L221 123V125H219L218 127H217V125L218 124ZM223 123V124H222ZM86 124V123H85ZM114 124H116V123H114ZM146 124V127H144V125ZM177 124H179V125H181L182 126V124H183V122L181 123V122H179V123H177ZM177 124H176V126H177ZM99 125H100V127H99ZM109 125V124H108ZM107 125V126H108ZM141 125V124H140ZM148 125V126H147ZM214 125H216V126H214ZM222 125H223V128H222ZM106 126V127H107ZM155 126V127H154ZM175 126V127H176ZM181 126H179L180 127V129L179 128H176V129H179V130H181ZM186 126V127H185ZM193 126V127H192ZM99 127V128H98ZM105 127V126H104ZM110 127H111V129H113L112 128V124H110ZM114 127V126H113ZM233 127H234V124H233ZM236 127V126H235ZM252 128V129H253ZM260 128H259V130H260ZM78 129V131H80ZM82 129H84V130H82ZM99 129V130H98ZM111 129H108L107 128V130L108 131H112ZM235 129V128H234ZM97 130V131H96ZM101 130V131H100ZM106 130V129H105ZM104 130V131H105ZM238 130V129H237ZM236 130V131H237ZM175 131H177V130H175ZM232 133H230V132ZM235 131V132H236ZM250 131H252L251 129L250 130H247V131H245V133H247V132H250ZM253 131H255L254 129H253ZM260 131V132H261ZM92 132V131H91ZM97 132H98V134H97ZM116 131H114V133H115ZM160 132V131H159ZM201 132V133H200ZM237 132H239V131H237ZM105 133V132H104ZM111 133V132H110ZM183 133V132H182ZM199 133V134H198ZM84 136H83V135ZM109 134V133H108ZM112 135H113V132L111 133ZM110 134V135H111ZM196 134H198V135H196ZM229 134V135H228ZM248 134V133H247ZM250 134H251V132H250ZM35 136H34V138L37 140L38 138H39V136L37 135V134H34ZM101 135H104L103 133L101 134ZM163 135V134H162ZM255 135H257V136H255ZM86 136V138L84 139L83 137H85ZM158 136V137H157ZM148 137V138H147ZM164 137H166L167 138V140L164 138ZM181 137V136H180ZM255 137V138H254ZM90 138V139H89ZM227 138V139H226ZM230 138V139H229ZM96 139H98L97 141H96ZM229 139V140H228ZM244 139H246V140H244ZM261 139V140H260ZM88 140V141H87ZM179 140H182L181 138L179 139ZM87 141V142H86ZM238 141V142H237ZM258 141V142H257ZM86 142V143H85ZM93 142V143H92ZM92 143V144H91ZM160 143V144H159ZM255 143H257V144H255ZM80 145V144H79ZM87 146V147H88ZM93 146V145H92ZM164 146V147H163ZM167 146V147H166ZM95 147H97V148H95ZM159 147H161V149H159ZM81 148H82V146H81ZM88 148H91V147H88ZM95 148V150H97L98 148H99V146L98 145H96V146H93V148H91V149H94ZM164 148H165V150H164ZM168 151V152H167ZM124 152V155L122 154ZM122 155H121V157H122V159L123 158H125L126 156H125V154H127L126 153V151H122V152H120ZM119 153V154H120ZM176 153V154H175ZM166 154V155H165ZM171 154V155H170ZM174 154V155H173ZM164 155V156H163ZM119 155L117 154L116 155V157H115V159L117 160H119L120 161V164H119V162H118V160L116 161V162H118L117 163V165H120V168H121V163L123 162L122 161V159H119V158H117ZM125 156V157H124ZM165 156H167V157H165ZM128 157V156H127ZM170 157V158H169ZM171 157H173V158H171ZM167 158V159H166ZM124 160V159H123ZM125 160H127L126 158H125ZM124 160V161H125ZM177 160V161H176ZM176 162V163H174V164H172L173 162ZM179 164V165H178ZM209 164V165H208ZM117 165H115V168L116 169H114V171L116 170L117 171V169H119L118 168V166ZM182 167H181V166ZM207 165V166H206ZM211 165V166H210ZM208 166L209 167H211V169L210 168H208ZM124 167V165H123V163H122V168ZM172 167H170L171 169H173ZM178 167V168H177ZM191 168V169H190ZM208 168V169H207ZM123 170H125V173H124V175H123V172L124 171H122V172H120L121 171V169L119 170V172L120 173H122L121 175H123L122 176V178L125 176V178L127 179V177H128V181L127 182H132V181H130V180H133V178L135 177V174H131L133 171H132V169L130 170L128 167H126V168H124ZM126 170H127V172H128V175L129 176H127V172H126ZM129 170V171H128ZM181 170V169H180ZM255 170H257V171H255ZM132 171V172H131ZM210 171L212 172L213 171V173H210ZM119 172H116V173H119ZM131 172V173H130ZM168 172V171H167ZM259 172H260V174H259ZM134 173V172H133ZM259 175H258V174ZM166 174H169V173H165V175ZM210 174H212L211 176L213 177H210L209 178V175ZM134 175V176H133ZM203 175V174H202ZM132 177V178H131ZM165 177V176H164ZM167 177H168V175H167ZM199 177H201V176H199ZM236 177H237V179H236ZM258 177V178H257ZM260 177V178H259ZM136 178V177H135ZM135 178H134V182H136L137 181V179H136V181H135ZM124 179V178H123ZM256 179V180H255ZM258 179V180H257ZM259 179H262V180H259ZM125 180V179H124ZM226 180V181H225ZM258 181V182H257ZM261 181V182H260ZM256 183V184H255ZM209 184V183H208ZM211 184H213L212 182H211ZM210 184V185H211ZM258 185V188L260 189V191H262V190H264V187L263 188H260L259 186H261V185ZM221 185H220V187L219 188H221ZM229 185H227V186H229ZM245 185V186H244ZM219 186V185H218ZM218 186H217V189H218ZM223 186V185H222ZM229 186V187H230ZM254 186L252 187V189H253V191H251V192H254V190H255V188H254ZM264 186V185H263ZM225 187H226V185H225ZM228 187V188H229ZM262 187V186H261ZM223 188V187H222ZM257 189V188H256ZM219 190V189H218ZM221 190V189H220ZM224 190V189H223ZM229 191H231L230 190V188L228 189ZM233 190V189H232ZM222 191V190H221ZM226 191H227V189H226ZM236 191V190H235ZM235 191H233V193L234 194H238V193H235ZM242 191V190H241ZM244 191V190H243ZM245 191H247L246 189H245ZM257 191V190H256ZM263 192V191H262ZM258 193H260L261 195H262V193L261 192H259L258 191ZM259 194V195H260ZM253 195H254V193H253ZM255 195H256V193H255ZM263 196V195H262ZM264 197V196H263ZM231 200V199H230ZM261 204L262 203H264V200H263V202H260ZM49 241V242H48ZM48 241L46 242L47 244H45L44 243V245H42L41 246V249L39 248V249H35L34 251H33V253L35 254L36 252L39 254V255H41V257L42 258H44L43 256H45V255H49L48 257H51V260H54L55 259V261L57 262V260H59V258L61 257V254L63 253V252H65V247L63 248V242L62 241H57L55 244H54V242H53V240H51L50 238L48 239ZM52 242H53V246H51L52 245ZM62 242V243H61ZM50 243H51V245H50ZM8 244V243H7ZM63 245V246H62ZM6 247H8V249L10 248V251H8L7 250V248ZM12 248V249H11ZM61 248H63V249H61ZM16 249V250H15ZM17 249H19V250H17ZM26 249L25 248H22V250H20V247H13V246H11V245H6V244H1L0 245V261H1V259L3 260V261H1L3 264H6L7 263V260L9 259V258H11L12 256H13V258H14V255L13 254H15V256H16V259L17 258H20V256H21V254H19L21 251H22V253H23V255L24 254H26V251H25ZM50 250V251H49ZM59 250H61V254H59L60 253V251ZM39 251V252H38ZM11 252V253H10ZM10 253V254H9ZM16 253L17 254H19V256L18 255H16ZM38 254H36V255H38ZM45 254V255H44ZM9 255V256H8ZM39 255H38V257H39ZM11 256V257H10ZM57 256V257H56ZM60 256V257H59ZM53 257V258H52ZM47 258V257H46ZM56 258H57V260H56ZM48 259V258H47ZM50 260V261H51ZM55 261H52V263L53 262H55ZM192 261V262H191ZM190 262H189V264H206V260H199V259H197V260H195L196 262H198V263H196L194 260H191ZM0 262V263H1ZM56 262L55 263H53V264H56ZM195 262V263H194Z\"/></svg>", "mask_w": 264, "mask_h": 264}]
</instances>
